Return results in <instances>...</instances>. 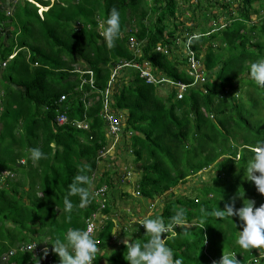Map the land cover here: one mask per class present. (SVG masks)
<instances>
[{
	"label": "trees",
	"instance_id": "1",
	"mask_svg": "<svg viewBox=\"0 0 264 264\" xmlns=\"http://www.w3.org/2000/svg\"><path fill=\"white\" fill-rule=\"evenodd\" d=\"M42 6L47 9L40 11ZM113 7L120 12L121 35L109 48L102 33ZM186 11L191 24L179 19ZM261 11L264 0H0V178L3 171L16 177L0 187V264H60L52 244L64 240L70 228L86 229L87 219L100 210L94 192L103 185L108 191L102 211L110 218L99 220L94 264L102 259L129 264L124 241L110 240L120 210L113 188L122 182L119 169L131 165L139 173L135 199H158L155 208H162L132 223L122 216L131 242L150 238L138 223L144 218L167 223L183 208L185 228L165 234L174 258L213 264L223 252H234L244 259L241 264H253L261 250L245 251L236 243L237 231L243 230L239 217L218 219L205 212L223 210L233 197L237 209L244 200H254L255 207L264 204L245 171L252 149L264 141V87L250 76L251 64L264 59ZM133 35L144 41L140 53L128 45ZM194 35L199 39L189 48L208 74L177 99L172 81L192 84L193 77L189 57L179 59L172 47L181 42L186 47ZM120 60L149 62L156 78L169 81L148 84L138 69L125 67L109 100L105 90L112 65ZM88 69L94 72L93 84ZM106 98L123 118L118 137L107 130ZM62 111L69 121L59 124ZM76 120H85L89 128H78ZM110 145L114 153L100 156ZM32 148L46 158L33 161ZM204 172L209 179L201 180ZM78 174L92 178L85 186L91 193L85 207H79V196H68ZM188 186L200 192L189 195ZM175 189H183L182 195L176 196ZM65 197L74 204L71 213L64 210ZM192 223L196 227H189ZM33 242L34 250L23 249Z\"/></svg>",
	"mask_w": 264,
	"mask_h": 264
},
{
	"label": "clouds",
	"instance_id": "2",
	"mask_svg": "<svg viewBox=\"0 0 264 264\" xmlns=\"http://www.w3.org/2000/svg\"><path fill=\"white\" fill-rule=\"evenodd\" d=\"M106 25L107 27L104 29L102 35L105 38L107 46L109 48H112L115 46V41L121 35L120 12L115 7L111 9V12L106 21ZM197 39H199L198 35H194L188 39V42L186 44V56L188 50L187 45L190 46L193 40H197ZM126 62H132V61L120 60L119 62L112 65V72L110 76L111 78L105 90L106 97L108 96L109 100H110L109 93L110 91H112V88H114L115 86V79H118V76L123 68L129 67L127 65H124ZM202 69L204 71V75H206L207 72L205 71V68H203V66ZM85 72L90 73L89 74L90 77L88 78L89 83L91 79L95 81L94 72L92 70L90 71L88 69L85 70ZM114 72L116 74H114ZM191 76L193 77L192 84L186 83L189 84V87L191 85L197 84L205 80V79L204 80L199 79L197 82H195V77L193 75ZM250 76L258 86L264 87V59H260L251 64ZM176 89L178 91L177 87ZM187 91L185 93V96L187 94ZM176 97L177 99H180L178 98L177 94ZM108 106L111 109V112L116 115V113L112 111L111 106L110 105ZM120 119L122 122V131H123L124 129L123 118L120 117ZM87 128H89V126ZM107 130H108V124H107ZM114 147H115L114 145H110L109 147L105 148L102 151V153L103 152L111 153L114 150ZM252 150L254 152V156L248 162V165L245 169L247 173V179L254 182L257 191L261 195H264V141L259 142ZM29 151H30L31 159L33 161H38L40 159L46 158L45 153L42 152L39 148H32ZM102 153L100 156H104L102 155ZM99 164L103 165L102 162H100ZM80 171L81 173H84L85 169H81ZM135 174L137 175V177L135 180V184L133 185V192L129 191V193L134 194V196L140 194V191L139 189H137L138 186L136 184L137 180L139 179V173L135 170V167H133L132 165L130 168H128L127 166H123L122 168L119 169V176L122 177V181H124L126 177H131ZM13 177H15V174L9 178H13ZM91 184H92V178L87 174L76 175L73 179V182L69 185L68 196H79L80 197L79 207H85L91 202V193L89 191V188L85 186H90ZM101 188H105L103 192L104 194L99 191ZM107 191H108V186L103 185L102 187L96 189L94 192V196L99 200L100 210H103L107 207L106 196H104ZM239 196L243 197V195H239ZM235 199L236 198L233 197L231 202L225 203L223 210H221L220 208H215L211 212H205V217L212 216L218 219H227V218H232L234 216H238L239 219L243 222V230L239 231V235L237 237L236 243L239 245L241 249L245 251H251L252 249H256V250H261L260 251L261 254L264 252L263 251L264 250V204H261L259 207H255L254 200H244L243 206L237 209L235 207ZM151 203L154 205V209H151ZM149 204L150 206H149L148 215L157 212L155 210H158L159 208L157 209L155 208V206L156 204H158V199L155 200L154 202L149 201ZM64 206H65L64 210L67 213H71L74 208V204L71 202V200L68 197H65L64 199ZM97 213L96 216L98 218V224L100 225L99 220H103V219L99 218ZM109 218L110 217H107L106 219ZM68 220L71 221L70 215L68 216ZM138 223H140V225L144 227L146 234L150 238L144 243H140V242L130 243L129 241L126 240L124 241V244L127 248V255L125 259L129 262V264H184L183 258H174L173 250L167 245L165 234L172 233L173 235H175V229L177 228V226L181 228H185V226L187 225L185 209L179 208L175 210V214L170 218L169 222L167 223H165L164 219H162L161 217H156V218L146 217L143 219L142 222H138ZM95 234H94V226L91 222L89 223L87 229L70 228L68 229L64 240L57 239L55 243L52 244L53 245L52 251L59 256L60 264H94L97 253L99 251L98 249L99 242L97 239H95ZM204 243H206V239H204ZM35 247L37 246L29 245L28 250L32 251L35 249ZM23 249L27 250L25 249V246L23 247ZM43 255L45 257L48 255L47 247L43 249ZM255 257L251 259L253 264H254L253 259ZM239 259H241V261L244 260L242 256L241 257L236 256L234 252H223L219 261H213V264H241V261ZM245 262L247 264H250L249 260H246ZM261 264H262V260H261Z\"/></svg>",
	"mask_w": 264,
	"mask_h": 264
},
{
	"label": "built area",
	"instance_id": "3",
	"mask_svg": "<svg viewBox=\"0 0 264 264\" xmlns=\"http://www.w3.org/2000/svg\"><path fill=\"white\" fill-rule=\"evenodd\" d=\"M133 41H134V39H132V42ZM132 46H133V44H132ZM187 46H188L187 56L189 57V61H190L189 73L195 77V82H197L199 79L204 80L205 75H204V71L202 69V64L200 63V60L197 59V57L195 55V51H193L191 48H189V45H187ZM124 65L139 69L140 77L144 78V80L148 84L159 83L162 80L163 81H165V80L169 81L168 79H165V78H162L161 80L156 78L155 75L153 74L152 70L150 69L149 62H146L143 65L138 64V63L126 62ZM114 74H116V73L114 72ZM90 83H92V84L94 83L93 79L90 80ZM172 83H175L176 87L178 88V93H177L178 98H180V99L184 98L185 93L189 87V84H186L184 82H174V81H172ZM65 99H66L65 95H62L60 97V101H64ZM104 117L108 120V131H109V133L111 135L116 136V137L120 136V133L122 132L121 119H120V117H117L114 113L111 112V109L108 106V99L107 98L105 99ZM57 121L59 124L67 123L69 121V116H68L67 112L62 111L61 113H59L57 115ZM74 123L77 125L78 128H82V127L87 128L89 126L88 122H86L85 120H82V121L76 120ZM104 154L105 153L103 152L102 155H104ZM13 175H14V173H12L10 171H3L1 178H0V187L3 186V181L6 178L12 177ZM104 190H105V188H101L99 191L103 193ZM90 222L94 226V234H95L97 231V226L99 225L98 224V218L95 214H94L93 218L87 219V227L89 226ZM87 227H86V229H87ZM29 245H36V244L33 243V244H29ZM29 245H27L25 247V249L28 250ZM262 257H264V252L253 259L254 264H261V258Z\"/></svg>",
	"mask_w": 264,
	"mask_h": 264
},
{
	"label": "rangeland",
	"instance_id": "4",
	"mask_svg": "<svg viewBox=\"0 0 264 264\" xmlns=\"http://www.w3.org/2000/svg\"><path fill=\"white\" fill-rule=\"evenodd\" d=\"M259 3H261V1H257L256 2V7H258V5H260ZM7 5H8V3H7ZM9 6V5H8ZM41 6V5H40ZM46 10L47 8L46 7H40V11H42V10ZM261 13H264L263 11H261ZM256 15V14H255ZM190 11H186V12H184V13H182L180 16H179V19H183V20H185L187 23H189V24H191V20H190ZM255 18H256V16H255ZM185 35V34H184ZM185 37H186V35H185ZM183 39H185V38H183ZM183 44V42H181L180 44H178V43H176V46H173L172 47V52L174 53V55H177V57L179 58V59H183V55H186V47H181V45ZM182 48V49H181ZM173 58V57H172ZM2 66H4V64H2L0 67H2ZM120 74H122V72L120 73ZM208 74V73H207ZM206 76V75H205ZM115 87V86H114ZM173 88H175L173 85H170V89H173ZM257 98V97H256ZM253 121H258V119H253ZM114 153V150L111 152V154H113ZM22 163H23V160H22ZM98 167L100 168H103V166L102 165H98ZM207 171V170H206ZM118 177H121V176H118ZM136 177H137V175L135 174V175H133V176H131V177H126V179L124 180V181H122V182H117V185L113 188V191L114 192H118L119 193V198L116 200V202L115 203H118L119 204V208H120V210H119V215H116V216H114L115 217V223L116 224H118V225H120V220H121V215H126L125 213L126 212H130V216H127L126 215V218L128 219V220H130L131 222H134L138 217H144V216H146L147 215V211H146V213H145V211L143 210V208L141 207V206H139V203L137 202V200L135 199V196H132V197H128V196H125L123 193H125V192H128L129 193V191H131V192H133V185L135 184V180H136ZM16 177H13L12 179H15ZM201 178V180L202 179H204V180H206V179H209V175L207 174V172H204L203 174H202V177H200ZM195 179H196V177H195ZM121 180V179H120ZM190 185H193V182H190ZM189 187V186H188ZM191 188L189 187V190L187 191V193L189 194V195H192V194H195L196 195V193H199L200 191H199V189H191ZM182 190L183 189H175V193H176V196H181L182 195ZM124 195V196H123ZM195 195H192V196H195ZM166 196H168L167 194H166ZM167 198V197H166ZM128 199H133L134 201H132L133 203H131L130 204V206L128 205V206H126L125 204H123L124 203V200L127 202L128 201ZM163 202H164V199L162 200ZM160 202L161 203V205L163 204V202ZM133 206H136L137 207V210L135 211V212H133V210H132V212H131V209L133 208ZM139 206V207H138ZM130 207V208H129ZM147 209V208H146ZM151 209H154V205L151 203ZM162 208H159L158 210H155V211H157V212H160V210H161ZM115 211H117V209H115ZM144 211V212H143ZM97 215L99 216V218H102V219H106L107 217H109L107 214H105L102 210H99L98 211V213H97ZM226 226V225H225ZM189 227H196V224L195 223H192V224H189ZM229 231H231V229L229 228ZM239 231V230H238ZM237 231V235H238V232ZM46 240H43V244L42 245H44L46 242H45ZM100 253H101V251H100ZM4 262H6V260H4ZM101 264H105V260H101Z\"/></svg>",
	"mask_w": 264,
	"mask_h": 264
},
{
	"label": "crops",
	"instance_id": "5",
	"mask_svg": "<svg viewBox=\"0 0 264 264\" xmlns=\"http://www.w3.org/2000/svg\"><path fill=\"white\" fill-rule=\"evenodd\" d=\"M132 39H134V41L132 42ZM132 44H133V46H132ZM128 45H129V47L132 49V50H134V51H138V53H140V49H142V47L144 46V41L143 40H139V39H137L136 37H134V35L133 36H130V38H129V43H128ZM168 52V51H167ZM170 53V52H169ZM138 203H139V206H141L142 208H143V210L145 211V213H146V211H147V215L149 214V206H150V204H149V202H145V201H137ZM131 203H133V202H126L125 200H124V203L123 204H125L126 206H130V204ZM138 206V207H139ZM130 208V207H129ZM147 208V209H146ZM132 210H133V212H135L136 210H137V207L136 206H133V208L131 209V212H132ZM143 211V212H144ZM127 216H130V212H126L125 213ZM126 215H121V220H120V225H118V224H116L115 223V217H114V224H115V226H114V228H113V230H112V233L113 234H115V235H113L112 236V238H111V242H116V241H118V240H121V241H129L130 243H131V241H132V235L129 233V230H123V229H126V223H125V221L122 219V216H124V218H125V220L126 221H128V219L126 218ZM146 215V216H147ZM129 222L130 223H132L130 220H129ZM125 226V227H124ZM125 231H127V233H125ZM97 235V232H96V234H95V236ZM34 243V242H33ZM33 243H30V244H33ZM36 244V243H35ZM29 245V244H28ZM26 246V245H25ZM8 256H10L9 254H6L5 255V258L3 259V261L4 260H6V262L8 261V259H7V257ZM103 260H105V264H109V261H108V259H103ZM37 263H40V260L37 262Z\"/></svg>",
	"mask_w": 264,
	"mask_h": 264
}]
</instances>
